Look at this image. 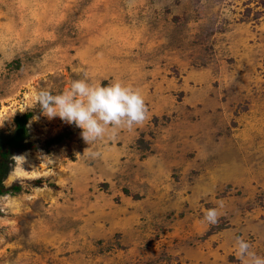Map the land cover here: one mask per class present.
<instances>
[{"label":"rangeland","instance_id":"1","mask_svg":"<svg viewBox=\"0 0 264 264\" xmlns=\"http://www.w3.org/2000/svg\"><path fill=\"white\" fill-rule=\"evenodd\" d=\"M84 73L138 90L143 123L87 144L40 112ZM26 112L0 264H241L236 237L264 257V0H0V131Z\"/></svg>","mask_w":264,"mask_h":264},{"label":"clouds","instance_id":"2","mask_svg":"<svg viewBox=\"0 0 264 264\" xmlns=\"http://www.w3.org/2000/svg\"><path fill=\"white\" fill-rule=\"evenodd\" d=\"M35 102L40 112L49 119L58 116L66 123L81 128V136L87 144L102 139L109 126L116 130L132 129L142 124L147 113L138 90L119 81L107 85L89 82L87 73L82 79L73 80L71 87L62 94L53 95L50 90H40ZM219 215L217 209H209L204 213V219L215 224ZM235 248L241 264H264V257L251 251V245L242 237H236Z\"/></svg>","mask_w":264,"mask_h":264},{"label":"trees","instance_id":"3","mask_svg":"<svg viewBox=\"0 0 264 264\" xmlns=\"http://www.w3.org/2000/svg\"><path fill=\"white\" fill-rule=\"evenodd\" d=\"M32 113L26 112L22 115L16 117V128L11 135H4L0 131V195L8 192L20 191L21 186L17 183H14L10 186H6L3 181L9 170V162L11 157L15 152L24 150V149H35L38 147L36 142L26 141L28 137V127L27 122L30 119ZM56 141V138H52L46 141L47 144L53 143Z\"/></svg>","mask_w":264,"mask_h":264}]
</instances>
